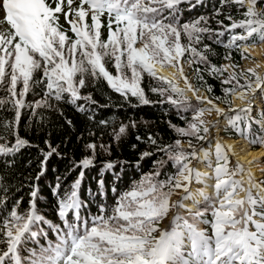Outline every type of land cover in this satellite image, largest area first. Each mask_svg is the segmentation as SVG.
<instances>
[{"label":"snow or ice","instance_id":"snow-or-ice-1","mask_svg":"<svg viewBox=\"0 0 264 264\" xmlns=\"http://www.w3.org/2000/svg\"><path fill=\"white\" fill-rule=\"evenodd\" d=\"M180 2L181 0H79V5L73 7L74 0H66L65 11V0H53L54 6L49 0H0V14L3 15L0 23L6 22L10 26L9 30L0 31V88L5 91V95L0 96V109L10 107L14 113L13 120L0 121V155H11L19 152L22 147L29 146V141L19 136L18 126L22 110L29 107L25 97L36 84L43 83L45 90L42 99L32 105L33 111L35 108L51 107L49 100L61 101L66 97L69 103L77 105L78 110L85 111L86 106L77 104V101L96 103L90 94H80L87 75L94 79L102 77L110 88L126 100L129 96L135 97L144 105L150 101L140 86L143 73L168 85L167 89L153 88V92L164 95L170 90L176 97H184V91L161 75L160 69L165 66L177 67L183 77L180 60L185 53L190 54L189 64H209L208 70L212 74L223 76L233 66L211 65L205 54L211 51L210 46L204 44L202 49H198L196 45L202 43L204 34H208L211 39L213 36H223L224 31L214 32L207 27L204 17L182 25L175 20L166 22L162 16L164 9H174ZM231 2L245 9L244 18L239 22H232L225 30L239 28L244 31L243 34L231 35L224 47H241L237 42L247 41L253 35L264 42V10L258 8V4L264 0ZM60 13H63L67 23L71 25L75 39L61 30L57 15ZM89 15L91 24L86 20ZM105 15L108 20V38L103 41L100 29L101 17ZM228 19L231 20L232 17L229 16ZM219 23L222 24V21ZM182 34L187 39L186 44L181 42ZM138 42L139 47L136 46ZM216 42L220 43V40L217 39ZM106 59L114 61L115 74L106 68ZM225 59H230V54ZM195 70L200 72L199 68ZM38 71H42V76L36 80L34 74ZM248 71L255 76L254 82L246 79L241 84L235 74L222 80L223 84L232 85L224 89V97L236 95L240 91V98L244 99L247 90L253 88V83L255 89L264 86V77L257 75L253 69ZM184 81L194 94L198 91L192 89L187 77H184ZM214 99L230 104V101L222 97ZM167 100L185 110L189 107L186 98L177 99L168 95ZM197 100L210 107L197 109L187 128L173 125L177 133L204 139L199 135L200 126L206 124L201 117L205 111L214 110L229 125L244 134V129L240 128L243 119L241 113H246L248 109L230 107L228 111L236 113L230 116L213 99L198 96ZM126 127H119L115 132V139H120ZM203 131L207 133L208 127L204 126ZM4 133L14 136V142H4L7 139ZM149 140L156 143L151 136ZM86 147L92 150L93 155L76 163L75 166L82 169L81 177L83 169L93 166L97 146L90 143ZM188 147L193 150L185 151L181 140L177 139L174 145L161 149L167 152L169 160L177 168L176 174L166 180L156 179L160 175L159 171L146 174L117 198L110 215H105V209L101 207V214L92 218L90 226L88 220L82 219L79 213L82 207L78 194L81 180H75L70 190L61 196L58 178L53 195L58 197V215L64 222V227L54 228L57 234L54 244L50 242L39 253L30 250L28 257H22L21 246L24 240L37 236L33 226L39 222L48 223L37 210L38 188H34L30 193L28 210L19 212L17 201L8 217L0 222V245H3L0 247V264H264V187L261 184H250L248 189H244L241 182L235 179L242 173V166L238 163L234 169H229L224 146L219 143L215 146V188L218 196L221 191L224 195L220 208L212 213L213 220L201 221L211 224L212 234L198 229L179 214L173 217L169 229L160 230L156 227L167 216L170 208L185 207L182 201L170 203L175 189L183 187L188 192L187 184L182 181L190 183L195 179L199 182L203 175L191 168L190 162L191 159L207 158L210 154L201 149L198 157L191 141L188 142ZM55 152L56 149L49 145V151L43 153L42 170L37 180L43 175L47 158ZM149 155L151 153L144 152L141 159ZM113 166L108 162L104 167L110 169ZM249 179L251 180V176ZM100 185L102 188L103 181H100ZM241 191L247 192L246 197L233 199ZM3 203L4 201H0V204ZM244 205L248 207L245 208L243 217L236 219L232 210ZM257 207L261 211H257ZM70 211L74 213L73 222L67 219ZM195 215L202 218L203 214ZM238 224H243V227L226 231V226L235 229Z\"/></svg>","mask_w":264,"mask_h":264},{"label":"trees","instance_id":"trees-1","mask_svg":"<svg viewBox=\"0 0 264 264\" xmlns=\"http://www.w3.org/2000/svg\"><path fill=\"white\" fill-rule=\"evenodd\" d=\"M49 3H53V0H49ZM259 5L264 6V2ZM176 7L177 10L163 11L162 16L166 22L177 17L178 24L182 25L204 17L207 20V27L214 32L224 31L223 36H213L211 39L208 38V34H204L202 43L196 45L198 49H202L204 44L210 46L211 51L205 54L211 65L220 67L225 62L233 60L238 66L245 58L250 57L241 47H224L231 35L243 34V29L237 28L232 31L225 29L232 22H239L244 18V8L232 3L231 0H227V2L224 0H181ZM64 10L67 11L66 0ZM57 15L61 30L65 31L71 39H75L63 13ZM229 16L232 17L231 20L228 19ZM221 21L222 24L219 23ZM88 23L91 24V17H89ZM101 23V40L106 41L108 38L106 15L101 17ZM1 26L5 31L10 29L6 22L1 23ZM217 39L220 40V43L216 42ZM258 41V37L253 35L247 43L256 44ZM181 42L187 43L183 34ZM237 44L240 45L241 42H237ZM229 54L230 59H225V56ZM189 58L190 54L185 53L184 60L189 61ZM106 68L111 73H116L113 60L106 59ZM196 68L200 69L199 73L196 72ZM208 69L209 64L193 63L191 71H194L195 88L204 89L209 98L216 103L226 108L232 107V95L224 97V89L232 85L222 83V80L231 74L225 71L223 76H217ZM41 76L42 71H38L34 74V79L39 80ZM236 76L241 84L245 82V76L250 81L255 79V76L248 71L241 75L236 74ZM85 80V86L80 89V94L82 96L90 94L92 100L96 102L93 104L83 100L77 101V104L86 106L85 111L78 110L77 105L67 101V97L61 101L49 100L51 107L35 108L33 111L32 105L35 101L42 99L45 90L43 83L34 85L25 97V102L29 107L22 110L18 126L19 136L29 141V146L22 147L19 152L11 155H0V201H4L3 204H0V222L8 217L17 201H19L18 211L26 212L31 199L30 193L34 188H38L37 210L48 221V223L39 222L33 226V231L37 232V236L24 240L21 246L22 257H28L30 250L39 253L50 242L54 244L57 239L54 228L56 226L64 227V222L58 215V197L53 195L58 178L61 196L65 191L70 190L75 180H81L78 194L82 201V207L79 209V213L82 219L88 220L90 226L92 218L101 214V207L105 209V215H110L117 198L130 190L135 182L140 181L142 174L159 171L160 175L156 177L157 180H166L169 176L176 174L177 168L169 160L167 152L161 150L165 146L174 145L175 141L179 139L185 151L191 152L193 149L188 147L189 141L193 148L201 145L204 141V139L200 140L195 136H182L172 127L174 125L178 128H187L188 123L192 121L191 114L194 112L196 103L195 99L187 97L185 94L184 97H176L170 90L166 91L164 95L153 92V88H168V85L163 81L155 79L147 73L142 74L140 86L150 101L149 104L144 105L140 104L135 97L129 96L126 100L110 88L102 77L94 79L91 75H87ZM209 88L211 91H208ZM4 95V89L0 88V96ZM168 95H173V98L177 99L186 98V103L189 105L187 110L182 106L177 107L169 103ZM215 97L225 98L230 101V104L215 100ZM13 118L14 113L10 107L0 109V121H11ZM257 118H264V111ZM101 121L106 123H101ZM121 125L127 126L126 131L117 140L115 132ZM240 128L244 129L243 135L236 128L226 130L225 135L233 138L247 137L250 142L255 141V143L251 142L254 149L264 147V143H262L264 128L261 129L251 118L244 116L240 122ZM4 135L7 137L4 142H14V136L8 133H4ZM199 135L205 136L202 127ZM149 136L156 141L155 144L151 143ZM101 142L106 145L105 148L99 147ZM90 143L97 146L94 163L93 166L83 169L81 177L82 169L75 165L84 157L93 155L92 150L86 147ZM49 145L55 148L56 152L47 158L43 175H40L37 180L36 178L42 170L43 153L49 151ZM144 152H149L151 155L141 159ZM192 161L193 159H191ZM108 162L114 165L110 169L104 167ZM100 181H103L102 188ZM256 210L261 211L259 207ZM67 219L69 222H73L74 213L70 211ZM204 220L212 221L213 217H205ZM205 224L209 233L211 224ZM209 235L211 234L209 233Z\"/></svg>","mask_w":264,"mask_h":264},{"label":"bare ground","instance_id":"bare-ground-1","mask_svg":"<svg viewBox=\"0 0 264 264\" xmlns=\"http://www.w3.org/2000/svg\"><path fill=\"white\" fill-rule=\"evenodd\" d=\"M247 41H241L243 48L249 55L251 54L253 58H256L254 63H249L248 65L252 68H256L257 70L259 69V71H264V42L260 44H248ZM160 74L167 77L169 80H172L178 88L182 89L184 93L189 96H195L196 94H200L201 96L203 95V97L205 98L208 97L206 92L200 91L199 93L196 92L194 94L192 90H189L184 81V77H187L186 73L183 72L182 77L179 71L174 67H163L162 69H160ZM262 76L264 77V74H262ZM187 80L192 85V89H194V84L191 83L192 81L189 78H187ZM263 87L264 86H262V88ZM240 95L241 92L238 91L237 94L233 96L235 100V109L247 107L246 109H248V114L251 115L253 109L251 108V105H249L247 102L249 96L246 95L244 99H241ZM232 113L228 112V115L231 116ZM256 122L259 123V121ZM226 124L227 120H225L224 117H215V119L210 122L212 132L216 131L215 135L211 136L212 133H210V128H208L210 136L207 139V144L202 145L201 148L197 150L198 157L201 149L208 152L210 155L207 158H196L195 162L190 165L191 168L199 171L203 175L199 182L195 179H193L190 183L183 181L187 184L188 192H185L184 190L181 191L180 194H178L172 199V202L175 203L177 201H182L185 207L174 208L171 214L169 215L168 219H166L162 230L169 229L173 217L179 214L190 224H193L198 229L205 231L204 227L202 226V223L200 222V218H198L195 213L203 214L220 208V202L223 198L224 193L223 191H221L219 196L217 195L215 188L216 179L214 177L215 174L213 169L214 163L216 162L214 149L217 143L223 145L226 148V151L228 152L227 155L231 154L232 158L234 157L235 164H241L243 171L240 175H237L235 179L241 182V185L244 189H248L250 184H261V186L264 187V184L261 182V178L264 176V148L262 147L259 149H253L251 146V142L245 137L232 138L224 136L223 131L225 130L224 126ZM207 125H209V121ZM234 168L235 166L233 162L232 169ZM250 176L251 180L249 179ZM189 194H191L190 197L184 199V197L189 196ZM253 194H256L255 189H253ZM246 195V191H241L238 192L233 197V199H244ZM247 207V205H244L235 208L234 210H232V215L236 219H241L244 215L245 208ZM189 209L191 211H189ZM256 219H259V217H256ZM241 227H243V224L236 225L235 229H233L231 226H226V231L236 230Z\"/></svg>","mask_w":264,"mask_h":264},{"label":"rangeland","instance_id":"rangeland-1","mask_svg":"<svg viewBox=\"0 0 264 264\" xmlns=\"http://www.w3.org/2000/svg\"><path fill=\"white\" fill-rule=\"evenodd\" d=\"M157 7H159V5H156ZM73 7H75V6H73ZM258 8L259 9H262V10H264V6H262V5H259L258 4ZM174 9H176L177 10V7H176V5H175V8ZM173 9V10H174ZM167 10H172V9H167V8H165L164 9V11H167ZM89 17H90V15H89ZM89 17H87L86 18V20H87V23H88V19H89ZM2 18H3V15L2 14H0V21H2ZM173 20H175V21H177L178 23H179V19L177 18V17H174L173 18ZM236 22H238V21H236ZM0 31H5V29L4 28H2V26H1V23H0ZM256 37H258L257 35H255ZM258 39H259V37H258ZM244 42V41H243ZM260 43H262V41H260L259 40V42L257 43V44H260ZM137 47H139L140 46V44H139V42L137 43V45H136ZM250 56L251 57H249V58H245L244 60H243V62L240 64V65H236L235 64V62L233 61V60H231V61H228V62H225L224 63V65H232L233 67H229L228 69H227V71H228V73L229 74H239V75H241V74H244L246 71H248L249 69H253L254 71H255V73L257 74V75H259V76H261V77H263L262 76V74H264V71L263 70H260L259 71V69L257 70L256 68H252V67H250L248 64L249 63H254L255 62V60H256V58H253L252 57V55L250 54ZM180 65L183 67V72L184 73H186V76H187V78H189L191 81L193 80V78H194V71L192 70L191 71V68H192V65H193V63L192 64H189V62L188 61H185L184 60V57L183 58H181V60H180ZM170 67V66H169ZM172 67V66H171ZM174 68H176L177 70H178V68L177 67H174ZM249 72V71H248ZM130 74V73H129ZM245 79H247V77L245 76ZM253 82L255 81V79L254 80H252ZM191 83H193V82H191ZM194 86V85H193ZM264 88V87H263ZM263 88H261V89H255V85H254V83H253V88L252 89H249V90H247V96H249V98L247 99V102H248V104L249 105H251V108L253 109V111H252V114L250 115V114H248V111L246 112V113H241V115L242 116H244V117H248V118H253L254 119V121L256 122V121H258V118H257V116L258 115H260V113L262 112V110H263V99H264V89ZM255 90V91H254ZM206 92L204 89H201V90H198L197 91V93H199V92ZM241 91H243V90H241ZM240 92V91H239ZM207 93V92H206ZM185 94V93H184ZM253 94V95H252ZM186 96H187V94H185ZM252 95V96H251ZM201 97V98H205V97H203V95L201 96L200 94H196L195 96H192L191 98H193V99H195V103H196V107H195V109H194V112L197 110V109H200V108H208V107H210L209 105H207L206 103H201L200 101H198L197 100V97ZM207 96H208V94H207ZM234 95H232V100H233V106L231 107V108H234L235 109V100H234V97H233ZM187 97H189V95L187 96ZM206 99H209L208 97H206ZM214 103L215 104H217L218 105V107H220V108H222V109H225V111L226 112H229L228 111V108H226V107H223V105L221 106L220 104H218V103H216L215 101H214ZM244 108H247V107H244ZM194 112L192 113L193 115H194ZM232 113V112H231ZM191 114V117L193 116ZM232 115H236V113H233ZM231 115V116H232ZM250 115V116H249ZM215 117H222V116H220V115H218L214 110L213 111H211V112H208V111H205L204 113H203V116L201 117L205 122H206V124L205 125H201V127H202V129H203V127L204 126H207L208 128H210V133H212V135L211 136H214L215 135V132L216 131H214V132H212V130H211V126H210V122H212L214 119H215ZM193 118V117H192ZM261 119V118H260ZM208 121H209V125H207L208 124ZM264 119H262V121H259V126L261 127V129H263V125H264ZM225 127V128H224ZM223 128L225 129V133H226V130H233L235 127H233V126H231V125H229L228 124V122H227V124L224 126ZM223 130V129H222ZM222 133V132H221ZM207 135H208V132H207V134L205 133V136H204V141L202 142V143H204L205 142V140H206V137H207ZM209 136V135H208ZM210 142H211V140H210ZM209 144V143H208ZM104 146V147H101V146ZM208 146V145H207ZM223 146V145H222ZM99 147H101V148H105L106 147V145H104V143L103 142H101L100 143V145H99ZM224 152H225V154L227 155V151H226V148L224 147ZM228 157V167H229V169H232V167H233V162H234V166L236 167V165L237 164H235V159H234V157L232 158L230 155H227ZM195 160V159H194ZM194 160H193V162H194ZM192 162V163H193ZM263 162H264V158H263ZM191 163V164H192ZM240 166H241V164H239ZM215 167H216V162H215V166H214V169H215ZM154 173V172H153ZM214 174H215V172H214ZM143 176H145L144 174H142L141 175V177L140 178H142ZM262 181H264V176L261 178V182ZM182 183H184L183 181H182ZM263 183V182H262ZM184 190V188L183 187H181V188H178V189H176L175 191H174V193L172 194V196L170 197V203H173L172 202V199L175 197V196H177L178 194H180V192L181 191H183ZM173 209L174 208H170V210H169V212H168V214H167V216H165L157 225H156V227H158L160 230L163 228V225H164V223H165V221H166V219H168V217H169V215L171 214V212L173 211ZM209 233L210 234H212V229L209 231Z\"/></svg>","mask_w":264,"mask_h":264},{"label":"water","instance_id":"water-1","mask_svg":"<svg viewBox=\"0 0 264 264\" xmlns=\"http://www.w3.org/2000/svg\"><path fill=\"white\" fill-rule=\"evenodd\" d=\"M206 143H207V139L205 140V142L203 143V145L206 144ZM198 149H200V147H198Z\"/></svg>","mask_w":264,"mask_h":264}]
</instances>
